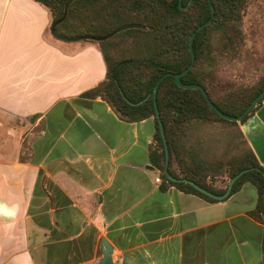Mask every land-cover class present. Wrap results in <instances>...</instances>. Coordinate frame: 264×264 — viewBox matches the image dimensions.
I'll return each instance as SVG.
<instances>
[{
	"label": "crops",
	"instance_id": "crops-1",
	"mask_svg": "<svg viewBox=\"0 0 264 264\" xmlns=\"http://www.w3.org/2000/svg\"><path fill=\"white\" fill-rule=\"evenodd\" d=\"M50 24L34 0H0V264H100L102 239L112 264H264L254 186L216 203L160 191L153 122L81 97L106 78L101 50ZM239 129L264 167V102Z\"/></svg>",
	"mask_w": 264,
	"mask_h": 264
},
{
	"label": "trees",
	"instance_id": "trees-1",
	"mask_svg": "<svg viewBox=\"0 0 264 264\" xmlns=\"http://www.w3.org/2000/svg\"><path fill=\"white\" fill-rule=\"evenodd\" d=\"M34 1L49 10L51 27L63 15L69 0ZM188 2L189 0H181V5L184 7ZM211 3L215 10L214 18L195 35L192 42L195 62L191 70L181 78V82L202 86L216 108L235 117L263 90L264 75L253 86L236 90L220 86L214 72L218 67L216 53L226 57L242 43L240 22L246 0H211ZM210 16L207 0H192L191 6L186 10L179 8L178 0H74L69 4L64 20L55 27V32L67 37L104 36L122 26H141L98 42L106 64V78L81 97L101 98L120 120L127 123L151 119L154 132L153 142L148 146V160L151 167L161 174L160 191L175 187L208 203H216L219 201L198 192L188 184L166 179L163 173L164 149L152 99V90L160 77L166 73H181L189 66V38ZM120 45H124L119 49L121 57L115 59L114 52ZM262 102L264 98L239 122H229L209 108L199 90L181 89L172 76L164 77L157 88L156 103L168 147V173L175 178L190 180L216 196L223 194L227 185L217 188L209 182V173H220L223 166L189 155V150L184 146V130L192 121L242 124L255 113ZM240 134L242 135L241 132ZM174 164L178 174L173 169ZM247 168L255 170L243 174L234 182L228 198L238 192L243 184L251 183L256 190L257 201L249 215L264 224L260 216L264 167L259 164L249 146L245 153L227 162L223 175L229 180ZM262 252L264 254V230Z\"/></svg>",
	"mask_w": 264,
	"mask_h": 264
},
{
	"label": "rangeland",
	"instance_id": "rangeland-1",
	"mask_svg": "<svg viewBox=\"0 0 264 264\" xmlns=\"http://www.w3.org/2000/svg\"><path fill=\"white\" fill-rule=\"evenodd\" d=\"M240 27L243 33L242 43L236 46L234 51H230L226 57L218 56L216 53L218 67L214 71L215 78L220 86L232 90L253 86L264 75V0H246ZM48 37H51L50 33ZM123 47L124 45L118 46V50L114 52L115 59L121 57L119 49ZM184 134V146L189 150V155H194L197 159L210 164L223 166L220 173H209L210 184L217 188L226 186L229 180L223 174L226 172L227 162L247 151L248 145L244 136L240 134L239 125L192 121L186 126ZM173 169L177 174L179 173L176 164L173 165ZM159 176L161 183L160 172ZM146 185H151L150 180H146ZM244 192V200L250 202L256 191L249 184ZM143 204H146V201L142 202L140 207L144 206ZM188 209H194L196 212V210L199 211V206L192 201ZM159 211L169 213L171 209L166 205L165 209L161 208ZM196 214L197 217L205 215L203 212H196ZM178 220L175 221L181 222ZM158 226L159 224L154 226L156 230L159 229ZM182 228L184 227L176 224L174 229L177 231Z\"/></svg>",
	"mask_w": 264,
	"mask_h": 264
},
{
	"label": "water",
	"instance_id": "water-1",
	"mask_svg": "<svg viewBox=\"0 0 264 264\" xmlns=\"http://www.w3.org/2000/svg\"><path fill=\"white\" fill-rule=\"evenodd\" d=\"M73 1L74 0H69L66 3V5L64 7L63 15L57 21H55L50 27V30H49L50 34L53 37L57 38L58 40L65 41V42L92 41V42H97L98 43V42L105 41V40L109 39L110 37H112L113 35L121 32V31L128 30V29H139V28H141V26H139V25H126V26H122V27H119V28L111 31L110 33H108V34H106L104 36H91V35H79V36H71V37L61 36V35H59V34H57L55 32V27L64 20V18L67 15L68 6ZM207 1H208V5H209V8H210L211 16H210V19L207 22H205V23L201 24L200 26H198L195 29V31L191 34V36L189 38L188 48H189L190 59H191L189 66L184 71H182L181 73H178V74L166 73L162 77H160L159 80L157 81L155 87L152 90V99H153V105H154L155 118H156V121H157V124H158V129H159V132H160L162 145H163V149H164V169H163V173H164L166 179L168 181L174 182V183L188 184V185L192 186L198 192H200V193H202V194H204V195H206V196H208V197H210V198H212L214 200L223 201L226 198H228L234 182L239 177H241L243 174H245L247 172H250V171H253V170H255V168H247V169H244V170L240 171L236 175H234L231 179H229L228 184H227L226 189H225V192L223 194L219 195V196H216V195L208 192L207 190L203 189L202 187L198 186L197 184H195L194 182H192L190 180H187V179H184V178H175V177L171 176L168 173V170H167L168 162H169L168 147H167L165 134H164V129H163V126H162V122H161V119H160V115H159V111H158V107H157V103H156V92H157L158 85H159L160 81H162L163 78L167 77V76H172L173 79H174L175 84L177 85V87H179L181 89H184V90H199L202 93V96H203L206 104L209 106V108L215 114H217L220 118H222L223 120L229 121V122H239L240 120H242L264 98V88H263V90L249 103V105L245 108V110L240 115L235 116V117H231V116H228V115L224 114L218 108H216V106L210 101L206 91L204 90V88L202 86H200V85H192V84H183L181 82V78L184 75H186L191 70V68L193 67L194 62H195V56H194L193 48H192V42H193V39H194L195 35L198 32H200L203 28H205L207 25H209L211 23L212 19L214 18V14H215L214 7H213V5L211 3V0H207ZM191 4H192V0H189L188 4L183 7L181 5V0H178V5H179V8L181 10L188 9L191 6ZM262 176H263V181H264V174H262ZM261 202H262V208H261V211H260V216H261V218H262V220L264 222V185H263V191H262V196H261ZM102 245H103V258H102V261H101L100 264H112V259H111L112 249H111L110 245L104 239H102Z\"/></svg>",
	"mask_w": 264,
	"mask_h": 264
},
{
	"label": "built area",
	"instance_id": "built-area-1",
	"mask_svg": "<svg viewBox=\"0 0 264 264\" xmlns=\"http://www.w3.org/2000/svg\"><path fill=\"white\" fill-rule=\"evenodd\" d=\"M155 182H156V183H159V182H160V180H159L158 178H156V179H155Z\"/></svg>",
	"mask_w": 264,
	"mask_h": 264
}]
</instances>
